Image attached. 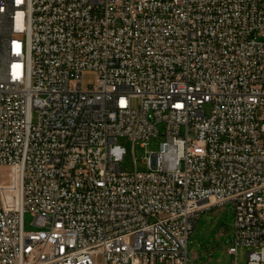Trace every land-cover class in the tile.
I'll return each instance as SVG.
<instances>
[{
	"label": "built area",
	"instance_id": "2783aa9c",
	"mask_svg": "<svg viewBox=\"0 0 264 264\" xmlns=\"http://www.w3.org/2000/svg\"><path fill=\"white\" fill-rule=\"evenodd\" d=\"M0 167V264H193L228 202L264 264V0H0Z\"/></svg>",
	"mask_w": 264,
	"mask_h": 264
},
{
	"label": "rangeland",
	"instance_id": "374dc122",
	"mask_svg": "<svg viewBox=\"0 0 264 264\" xmlns=\"http://www.w3.org/2000/svg\"><path fill=\"white\" fill-rule=\"evenodd\" d=\"M82 86L87 88L95 81L94 70L87 69L81 74ZM205 111H209V105H205ZM164 139L163 135L151 136L145 145L139 142L132 144L126 136H117L116 142L125 147V154L120 160V170L133 171L136 167L139 171H147L149 165L144 158L151 151L159 147ZM2 168L0 167V171ZM33 214L25 210L23 214V227L25 230L36 228L32 223ZM234 237V204L228 202L224 205L212 206L204 210L197 219L188 238V250L193 256V264H232L235 255L227 252V247ZM237 262L243 264L246 261L248 247L240 245L237 249Z\"/></svg>",
	"mask_w": 264,
	"mask_h": 264
}]
</instances>
